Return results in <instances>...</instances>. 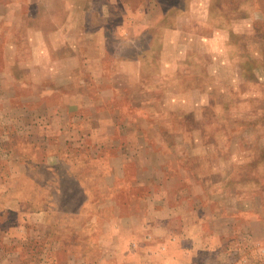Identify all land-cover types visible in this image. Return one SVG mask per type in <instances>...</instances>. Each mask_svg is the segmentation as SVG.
Masks as SVG:
<instances>
[{
  "label": "rangeland",
  "instance_id": "374dc122",
  "mask_svg": "<svg viewBox=\"0 0 264 264\" xmlns=\"http://www.w3.org/2000/svg\"><path fill=\"white\" fill-rule=\"evenodd\" d=\"M0 264H264V0H0Z\"/></svg>",
  "mask_w": 264,
  "mask_h": 264
}]
</instances>
